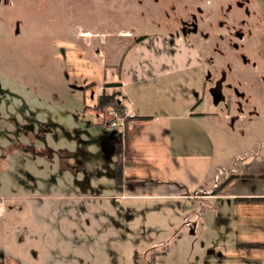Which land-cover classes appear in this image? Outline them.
<instances>
[{"label": "rangeland", "instance_id": "obj_1", "mask_svg": "<svg viewBox=\"0 0 264 264\" xmlns=\"http://www.w3.org/2000/svg\"><path fill=\"white\" fill-rule=\"evenodd\" d=\"M12 1L0 23V264H264V249L242 246L264 244V202L150 197L131 183L118 187L114 148L125 132L107 126L111 109H94L103 91L122 92L107 87L122 81L124 104L173 119L177 152L210 153L216 188L258 153L261 170L264 38L246 64L232 48L224 60L211 48L199 58L169 44L196 5L207 22L224 20L229 3L225 23L240 19L236 0ZM258 2L247 4L251 25L264 27ZM222 72V97L233 99L238 86L250 95L241 119L211 95L210 79ZM192 102L182 123L177 115ZM244 178L232 192L251 190Z\"/></svg>", "mask_w": 264, "mask_h": 264}, {"label": "crops", "instance_id": "obj_2", "mask_svg": "<svg viewBox=\"0 0 264 264\" xmlns=\"http://www.w3.org/2000/svg\"><path fill=\"white\" fill-rule=\"evenodd\" d=\"M178 56L177 59L180 62L185 60V56ZM192 60L194 61V59ZM137 62V59L134 62L132 61L127 70L123 69L122 75L128 76V71L131 70V67L136 68ZM157 64L145 65L144 70L155 69L158 67ZM158 74H162V72L155 73L154 71L150 76ZM120 83L122 84L121 91L124 94V88L126 87L123 86L122 81ZM124 95L126 96V94ZM196 96L199 97L198 94ZM194 105L193 102L192 104L189 103L185 111L177 115L178 120L182 123L188 121ZM126 107L137 116H152V120H134L128 124L121 186L131 183L133 187H142L146 192L145 194L150 197L180 198L192 195L193 199H204L206 201L220 197H245L249 201L264 202V167L259 170L255 163L260 162V153L254 161L255 164L253 163L249 167L244 166L238 172L243 178L232 180L215 194L216 182L214 178L209 177L213 165V157L210 153L185 154L177 152L176 148L173 147V130L171 126L173 119L171 117L154 116L147 110L145 105L128 100ZM202 114L206 116L205 113ZM241 116L236 119H241ZM111 135L115 136L116 132H112ZM244 177L252 179V181H249L251 190L246 193L238 190L232 192L234 186H242L245 181ZM257 177L260 179H254Z\"/></svg>", "mask_w": 264, "mask_h": 264}, {"label": "flooded vegetation", "instance_id": "obj_3", "mask_svg": "<svg viewBox=\"0 0 264 264\" xmlns=\"http://www.w3.org/2000/svg\"><path fill=\"white\" fill-rule=\"evenodd\" d=\"M197 1L199 4L203 2H207V3L210 2V0H197ZM249 2L250 0L235 1L234 4L236 5V8L242 10L243 14L240 19L236 20L233 18V20L230 23L228 22L225 23V21H228L227 17L230 16L233 10L232 7L233 5L231 3L226 5L224 4V6L222 7V10H224L223 13L224 20H220L217 23L205 21V18L203 16L204 14L203 9L201 8L200 5H196L195 6L196 13H192L190 15V18L187 19L180 18L178 20V22L180 23L179 29L175 33L169 34L170 46L176 47L178 48V50L180 49L182 52L186 51L185 49H191L189 53L193 52L199 58H201L206 48H211V50L216 55L220 56L224 60L225 58H229V56L231 55V52L229 50L230 48H232L236 52L235 54L236 57H238L242 63L246 64L248 62V55L259 52L258 44L261 40H263L262 38H264L262 37L264 35V33H262V31H264V27H261L259 25H257L258 27L255 25H251L250 18H252L253 11H251L247 6ZM259 4L264 5V2L261 0ZM13 5L14 3L12 0H0V23H3V21L6 20L7 18L6 14L8 13L9 10L8 8L11 6L13 7ZM21 11L22 9L19 10V12ZM261 15L263 14L261 13ZM15 22L16 25H19L18 20H15ZM223 47L228 48V50L227 51L222 50L221 48ZM171 53L175 54V52H173L172 50ZM253 65L256 66L255 63ZM209 67L211 71L216 70V68H214L212 65H210ZM227 67H226L227 68L226 71L228 70L230 72L232 70V67H230L229 65ZM221 74H222L221 77L218 79H216V77H214V80L212 79V77L210 79L213 81V86H214L213 89L211 90V95L213 96L216 104L219 103V101L222 100L225 101V103H227L226 104L227 108H229L230 111L234 110V117L239 118L241 113H243L244 111L243 110L245 106L244 103L248 101L247 99L248 97L250 98V95L249 94L247 95V92L244 90L241 91L242 86H238V88L234 89L235 92L233 93H235V95L233 99L230 98L231 96L230 94H227L225 97H222L224 88H222V85L220 84L222 83L221 80L223 79L227 80V77H226V73L222 72ZM236 83L240 85L242 84L240 80L238 81L236 80ZM228 86L233 87L230 85ZM200 99L199 101H201ZM117 142H121V141H117Z\"/></svg>", "mask_w": 264, "mask_h": 264}, {"label": "trees", "instance_id": "obj_4", "mask_svg": "<svg viewBox=\"0 0 264 264\" xmlns=\"http://www.w3.org/2000/svg\"><path fill=\"white\" fill-rule=\"evenodd\" d=\"M139 40L140 39H138V41ZM114 86L121 87L122 85H121V83H118L117 85H108L107 87H114ZM121 99L125 100V96L123 95L122 92L107 93L106 91H103L99 95V97L97 98L95 105H94V109L96 111H104L106 109H111L113 111L118 112L121 115H124L126 106L122 102ZM134 120L149 121V120H152V116H136ZM129 122H130V120L127 119L126 125H125V133H124L125 134V138H124L125 142L124 143H123V141L117 142L115 150H114V153L116 155V160L114 163V178H115L116 185L118 187L121 186L122 179H123V156L126 152L127 131H128ZM123 144H124V151L122 153L121 145H123ZM239 177L241 178V175H239V174L238 175H230V177H228L222 184L217 186V188L214 191L215 194L218 193L220 190H222L232 180H234L235 178H239ZM250 178H252V177L250 176ZM242 246L245 248H249V249H251V248L264 249V244H260V243H244V244H242Z\"/></svg>", "mask_w": 264, "mask_h": 264}, {"label": "built area", "instance_id": "obj_5", "mask_svg": "<svg viewBox=\"0 0 264 264\" xmlns=\"http://www.w3.org/2000/svg\"><path fill=\"white\" fill-rule=\"evenodd\" d=\"M126 106V104H125ZM137 115L135 113L131 112L127 107L125 109L124 115L119 114L116 111L112 110V118L108 120L107 126L111 130H116L117 128H122L123 131L125 129L126 120L127 119H135Z\"/></svg>", "mask_w": 264, "mask_h": 264}]
</instances>
